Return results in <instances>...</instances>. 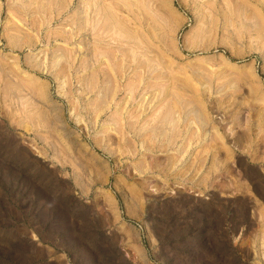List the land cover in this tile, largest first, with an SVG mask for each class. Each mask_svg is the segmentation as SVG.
<instances>
[{
	"label": "rangeland",
	"instance_id": "1",
	"mask_svg": "<svg viewBox=\"0 0 264 264\" xmlns=\"http://www.w3.org/2000/svg\"><path fill=\"white\" fill-rule=\"evenodd\" d=\"M0 264H264V0H0Z\"/></svg>",
	"mask_w": 264,
	"mask_h": 264
}]
</instances>
